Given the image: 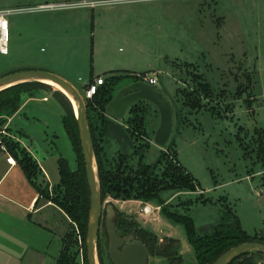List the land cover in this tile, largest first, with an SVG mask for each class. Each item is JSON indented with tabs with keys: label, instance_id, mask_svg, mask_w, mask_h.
<instances>
[{
	"label": "rangeland",
	"instance_id": "rangeland-1",
	"mask_svg": "<svg viewBox=\"0 0 264 264\" xmlns=\"http://www.w3.org/2000/svg\"><path fill=\"white\" fill-rule=\"evenodd\" d=\"M91 1L101 0H0V8L15 2L28 10L9 19L11 54L0 56V79L26 70L65 76L86 104L85 88L78 78L85 75L88 80L93 67L105 80L113 71L152 81L171 104L173 131L164 147L156 146L153 139L160 115L153 105L139 102L150 148L142 151L146 140L135 141L133 166L137 167L141 153L144 162L153 164L161 152H169L198 182L207 203L194 204L187 211L183 203L199 198L200 192H170L163 196L170 199L175 209L186 211L193 218L198 232L218 222L225 200L249 236L264 238V155L260 147V131H264V0H151L95 8H38ZM198 75L212 88L208 100L198 86L201 82L194 79ZM131 81L123 79L113 88L117 93ZM52 88L35 92L30 99L36 101L18 120L8 127L7 119L2 126L6 134L15 141L20 139L21 145L31 150L28 151L42 172L36 184L40 190L48 186L49 191L59 184L60 158L68 162L71 170L78 169L77 157L63 127L65 112L53 96L56 88ZM192 91L199 93L190 97ZM44 96L45 102L38 100ZM196 98L200 104L193 109L191 103ZM126 119L117 127L131 129ZM115 151L117 147L112 145L109 152ZM3 157L6 158L4 152L0 153V159ZM13 173L18 174L17 170ZM11 180L13 174L7 182ZM27 186L37 192L28 182ZM40 199L46 205L47 200ZM2 204L7 208L0 214V227L6 228L0 242V264H57L60 256L52 263L50 256L43 259L31 248H44L46 242L53 240V231L55 240L50 253L56 252L59 239L72 228L60 209L50 204L38 215V238L33 236V244H27L9 237V219L17 214H9L13 203ZM108 204L121 212L132 231L139 225L154 233L160 244L165 238L176 240L183 264H197L185 227L164 217L157 203L115 200L111 196L103 201L99 231L106 264H112L105 232ZM14 228H22V224L15 222ZM76 236L80 247L77 263L84 264L78 230ZM35 242L39 245L35 246ZM255 257L264 262L262 254ZM149 264L166 261L150 257Z\"/></svg>",
	"mask_w": 264,
	"mask_h": 264
},
{
	"label": "trees",
	"instance_id": "trees-1",
	"mask_svg": "<svg viewBox=\"0 0 264 264\" xmlns=\"http://www.w3.org/2000/svg\"><path fill=\"white\" fill-rule=\"evenodd\" d=\"M93 44L92 39V48ZM112 74L114 76L105 80V83L99 87L92 99H86L87 118L103 201L107 196H111L115 200L157 203L164 217L185 227L188 240L195 252L197 264H214L227 251L244 243H264V238H260L257 235L254 237L249 236L242 229L240 221L232 211V208L222 199V202L225 203L223 205L225 209L223 208L222 216L218 222L211 225L210 229L198 232L193 218L186 211L181 212L175 209L170 203V199H165L163 196L164 193L170 192L187 195L200 192L202 195L199 198L183 203L187 211L194 204L207 203L204 191L200 188L198 182L181 166L177 158L173 159L171 157L169 152H161L159 158L153 164L144 162V154L141 153L137 167L133 166L134 155L132 154V149L135 148V141L146 140V143L141 145L142 151H147L150 148L146 138L144 112L139 108V103L133 105L129 110L128 117H126L131 129L124 130L122 128L123 131L117 127L121 122H114V120L110 119L105 113V108L116 93L113 87L119 82L123 79L133 80L131 82L141 80L137 78L138 75L127 73L120 75L116 72ZM91 78L93 80V74H91ZM195 80L201 82L198 86L204 93L206 100H208L213 93L211 86L209 83L204 82L201 76L195 77ZM52 89L51 86L43 83L30 82L1 91L0 134L3 131L2 126L7 123V119L21 110L27 98H33L37 91ZM198 93V91H192L189 96L192 97L198 95ZM53 96L65 112L63 127L77 157L78 169L76 171L71 170L68 162L64 158H60L58 160L60 181L52 191H49L48 186H46L45 190L39 189L36 179L39 175H42L41 169L28 149L21 145L20 139L15 141L14 137L8 134L1 137L8 153L17 161L28 182L35 187L40 198H45L53 206L60 209L66 220L70 222V226H72L62 238V249L57 264H78L80 247L76 236L77 230L82 241L81 249H83L84 264H88L86 235L91 202L78 124L73 107L67 97L58 90L55 91ZM195 100L191 101L193 109L198 108V104H200L197 98ZM149 105L151 106V104ZM6 131L9 134L12 133L9 128ZM260 134L262 136V138L260 136V147L263 149L262 155H264V131L261 130ZM103 145H108L109 148L105 149ZM112 145L117 147V151L111 153L109 150ZM175 157H177L176 154ZM200 199L202 202H200ZM115 224L120 236L134 235L137 240H140L148 247L150 251L148 264L150 257L163 259L166 264L184 263L178 252L176 240L165 238L163 239L164 242L160 244L158 237L154 233L145 228H140L139 225H135V229L132 231L118 210ZM75 226L76 229H74ZM97 248L100 264H106L100 240ZM256 254H262L264 257L263 252H250L230 264H264V262L261 263L256 260Z\"/></svg>",
	"mask_w": 264,
	"mask_h": 264
},
{
	"label": "water",
	"instance_id": "water-1",
	"mask_svg": "<svg viewBox=\"0 0 264 264\" xmlns=\"http://www.w3.org/2000/svg\"><path fill=\"white\" fill-rule=\"evenodd\" d=\"M49 80L57 84L70 101L77 120L85 171L90 189L89 225L86 235V251L88 264H100L98 255V240L103 214V199L99 184L96 158L92 136L87 118V106L80 91L69 81L50 72L26 70L16 72L0 79V92L13 86ZM47 85V84H46ZM52 87V86H51ZM147 102L153 105L160 115L159 127L156 130L153 143L164 147L170 140L173 131V113L166 96L152 84L144 81L131 82L121 87L111 102L106 106L105 113L117 122L126 119L130 108L139 103ZM75 103V104H74ZM117 210L113 204L105 207V231L108 237L109 258L112 264H148L150 251L148 247L137 240L134 235L122 237L118 233L115 220ZM250 252H263L264 243H244L223 254L214 264H230Z\"/></svg>",
	"mask_w": 264,
	"mask_h": 264
},
{
	"label": "crops",
	"instance_id": "crops-1",
	"mask_svg": "<svg viewBox=\"0 0 264 264\" xmlns=\"http://www.w3.org/2000/svg\"><path fill=\"white\" fill-rule=\"evenodd\" d=\"M1 7L2 8H0V9H4V8L6 9V8L19 7V6L16 5L15 2H12L9 5L1 6ZM94 19L96 20V18H94ZM10 26H11V23H10ZM94 45H95V41H94ZM10 54H11V48H10ZM99 73L100 72H97V70L93 67V70L90 72V76H89L88 80H86L85 75L78 78L79 82L83 83L82 88L86 89L87 85L89 83H93L99 77H102L105 80V77L100 75ZM109 73H110V76L108 77V79L114 76V74H112L113 71H110ZM91 74H93V80H91L92 79ZM198 76H200V75H198ZM198 76H195V77H198ZM195 77H194V79H195ZM61 78L70 82V80H68V78H65V76L64 77L61 76ZM202 80H203V77H202ZM42 98L43 99H38V100L45 102L43 100L44 99L46 100V97L44 96ZM35 101L36 100H34V99L27 98L25 100L21 110L18 113H16L14 116H12L11 118L8 119L7 126L11 127L14 124V122L16 120H18V118L23 114V112L26 111L27 107H29V105ZM20 135L23 136L22 133H20ZM25 147H27V146H25ZM28 150L31 151L29 148H28ZM0 153H3V152H0ZM16 163H17V161H16ZM16 170H17L18 174L13 173ZM12 174H13V180H11L10 182H7ZM27 182H28V180H27L26 176L24 175V173L22 172V170L20 169L18 164H16L15 166H11L10 164L7 163V154H6V158L3 157L0 159V214L5 213L6 212L5 208H7V207L3 208L4 206L2 204V201H7V202H10L11 204L13 203L12 204L13 206L10 207L11 210H10L9 214H11V215L17 214V215H19V217L17 218V215H16L12 219H9V222L12 223L11 224L12 228L10 230L9 237L15 239L16 242H18V243L26 242L27 244H33V241H31L33 236L38 238L37 234L40 231L39 220H37V219H39L38 215H40V213L42 211L48 209V206L50 204L52 205V203L46 201V205L42 204L41 203L42 200L40 199L39 194L37 192H34L32 189H30L31 188L30 183L28 182L29 186H30V188H29L27 186ZM21 184H23V186L26 190L22 189L23 186H21ZM15 222L21 223L22 228H14ZM5 229L6 228H4V227H0V237H1L0 242L2 239L5 238V232H6V231H4ZM50 232H51V235H53L52 236L53 240H51L49 243L46 242V244H45L46 246H44V248H41V249L31 248V251L38 253V256L42 257L43 259H45V257H44L45 255L50 256L51 257L50 261H53L52 263H54V262H56V260L58 259V256H60V253H61L62 238L59 239L58 244L56 245V252L54 254H51L50 249L52 247V243L55 240V236H54L53 231H50ZM37 245H39V242H35V246H37Z\"/></svg>",
	"mask_w": 264,
	"mask_h": 264
},
{
	"label": "built area",
	"instance_id": "built-area-1",
	"mask_svg": "<svg viewBox=\"0 0 264 264\" xmlns=\"http://www.w3.org/2000/svg\"><path fill=\"white\" fill-rule=\"evenodd\" d=\"M142 1H151V0H101V1H91L83 2L80 4H51V5H41L38 8L42 10H52L54 8H73V7H90L95 8L97 6H102L105 4H125V3H136ZM157 1V0H153ZM28 11L27 9H22L20 7L16 8H4L0 9V56H9L10 55V17L14 15H19L22 12ZM105 83V80L102 77L97 78L93 83H89L85 89V98L92 99L93 96L97 93L99 87ZM152 84L151 82H146ZM2 135H6L5 131H2L0 134V152L7 154V163L11 166H15L16 160L8 153L7 148L2 140Z\"/></svg>",
	"mask_w": 264,
	"mask_h": 264
},
{
	"label": "bare ground",
	"instance_id": "bare-ground-1",
	"mask_svg": "<svg viewBox=\"0 0 264 264\" xmlns=\"http://www.w3.org/2000/svg\"><path fill=\"white\" fill-rule=\"evenodd\" d=\"M43 82L46 83L49 86H52V87L56 88V90L61 91V88L57 84H55L54 82L49 81V80H44Z\"/></svg>",
	"mask_w": 264,
	"mask_h": 264
}]
</instances>
